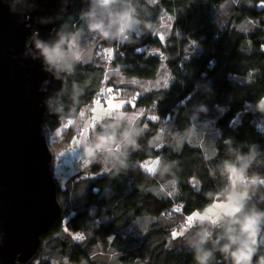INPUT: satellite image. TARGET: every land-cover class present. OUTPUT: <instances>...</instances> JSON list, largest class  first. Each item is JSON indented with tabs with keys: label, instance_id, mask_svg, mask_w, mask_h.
<instances>
[{
	"label": "trees",
	"instance_id": "trees-1",
	"mask_svg": "<svg viewBox=\"0 0 264 264\" xmlns=\"http://www.w3.org/2000/svg\"><path fill=\"white\" fill-rule=\"evenodd\" d=\"M135 2L139 16L151 24L147 32H135L131 43L88 31L81 12L88 11L89 0H72L49 41L59 39L58 32L87 40L74 70L56 74L66 87L44 116L62 213L37 254L22 264H195L189 241L205 223L189 225V219L223 199L222 162L246 155L249 173L264 174V114L248 109L264 97V0ZM107 88L128 100L129 113L140 111L134 120L128 113L119 121L113 114L93 121L95 100ZM128 91L133 99L124 94ZM197 120L216 124L215 153L160 139L166 124L183 130ZM87 122L90 143L113 127L118 138L133 131L132 147L123 148L127 168L117 173L102 159H87L83 171L62 182L59 153L78 144ZM61 127V136L52 139ZM150 159L160 161L154 172L143 167ZM251 202L264 209V199ZM213 226L210 222L208 229ZM260 249L264 254V242ZM215 255V264H224Z\"/></svg>",
	"mask_w": 264,
	"mask_h": 264
},
{
	"label": "water",
	"instance_id": "water-1",
	"mask_svg": "<svg viewBox=\"0 0 264 264\" xmlns=\"http://www.w3.org/2000/svg\"><path fill=\"white\" fill-rule=\"evenodd\" d=\"M72 0H0V264L29 262L62 213L43 133L66 80L47 69L49 43Z\"/></svg>",
	"mask_w": 264,
	"mask_h": 264
},
{
	"label": "clouds",
	"instance_id": "clouds-1",
	"mask_svg": "<svg viewBox=\"0 0 264 264\" xmlns=\"http://www.w3.org/2000/svg\"><path fill=\"white\" fill-rule=\"evenodd\" d=\"M88 31L102 40L119 44L134 41V33L147 32L151 22L142 19L137 12L135 0H89L87 12H81ZM59 39L51 43L35 40L36 48L43 57L47 69L71 73L76 63L82 59L74 33H57ZM49 107H51V102ZM256 110L264 114V97L256 101ZM200 111H205L204 106ZM117 114V120L119 121ZM133 131H125L117 137L116 127L110 132L97 134L94 141L85 146L86 159L103 160L119 173L127 168V152L123 148L132 147ZM122 150L117 152L115 149ZM251 167L246 155H237L235 160H224L219 166L227 179V191L222 202L217 204L216 216L212 218L211 229L197 232L196 239L190 240L195 264H215L219 252L224 264H264L259 238L264 231V209L257 206L254 199H264V174L249 173ZM239 188V190H237ZM223 241V243H221ZM211 244V247L208 245Z\"/></svg>",
	"mask_w": 264,
	"mask_h": 264
},
{
	"label": "rangeland",
	"instance_id": "rangeland-1",
	"mask_svg": "<svg viewBox=\"0 0 264 264\" xmlns=\"http://www.w3.org/2000/svg\"><path fill=\"white\" fill-rule=\"evenodd\" d=\"M260 7L264 8V2L260 4ZM163 24L165 28H168L170 25L166 20H163ZM87 40L80 39L77 41L79 50L81 51V54L84 53L82 48V42H85ZM107 61H111V55L108 54L106 57ZM163 79V78H162ZM161 82V79L158 78L155 82V84H159ZM132 85V82L129 84ZM108 90H105L107 93L111 94V98L108 100V103L105 105L102 104H95L93 108L95 119H100L103 117H106L107 115L113 114L114 116L119 115V117L128 116L129 113L124 106L127 104V99L120 97V93H115V91L111 88H107ZM127 95L129 99H133L134 96H132L133 92L128 91L127 93H124ZM111 102V105L109 104ZM129 102L134 103L133 100H129ZM256 104L249 103L248 109H254ZM140 113L139 110L134 111L133 113H129V118L131 120H134L136 116ZM241 114V113H240ZM240 114L238 116H240ZM214 120V119H213ZM215 122V120H214ZM212 120L208 122H201L197 120V122L190 127H187L183 130L180 129H174L171 123L166 124L163 129L160 130L161 132V140H167L168 142L173 141L172 143L177 144L178 146H182L185 142L201 146L204 150H206L208 153H215L216 152V146H215V136L218 135V128L216 124ZM91 123V122H90ZM90 123L87 122V124L84 125L83 132L80 135L78 144L76 146H73L68 149H64L59 153L60 161L57 163V174L60 177V180L64 182L69 177L73 176L74 174L78 173L79 171H83V165L80 162H83L87 160L84 155V149L85 146L90 143L89 140V134H88V127H90ZM261 123L264 125V116L261 119ZM63 131V127L59 128L55 134L52 136V139L59 138L61 136V133ZM165 138V139H163ZM160 165V161L158 159H150L147 160L145 163H143L144 169L154 172L158 169ZM239 190V188H237ZM222 202V199L216 201L212 206L208 207L203 212H197L195 213L192 218L189 219V225L190 223L199 222V223H205L204 228H208L210 218H213L216 216L217 213V204ZM216 210V211H215ZM202 217V218H201ZM208 220V224L205 220ZM188 224V223H187ZM188 226L183 225L179 232H184ZM260 238L262 241H264V231L261 232ZM259 238V239H260Z\"/></svg>",
	"mask_w": 264,
	"mask_h": 264
},
{
	"label": "built area",
	"instance_id": "built-area-1",
	"mask_svg": "<svg viewBox=\"0 0 264 264\" xmlns=\"http://www.w3.org/2000/svg\"><path fill=\"white\" fill-rule=\"evenodd\" d=\"M111 94L107 93L106 91H104L102 94H100L98 96V98L95 100V104H102V105H105L108 103V100L111 98ZM97 101H99V103H97ZM84 167H87L90 163V160H87V161H83V162H80Z\"/></svg>",
	"mask_w": 264,
	"mask_h": 264
},
{
	"label": "crops",
	"instance_id": "crops-1",
	"mask_svg": "<svg viewBox=\"0 0 264 264\" xmlns=\"http://www.w3.org/2000/svg\"><path fill=\"white\" fill-rule=\"evenodd\" d=\"M96 120L98 121V120H100V119H95V118H94V120H93V121H94V122H96ZM215 211H216V210H215ZM211 219H212V218H210V220H211ZM205 221H206V223H208V222H209L207 219H206ZM211 221H212V220H211ZM211 221H210V222H211ZM210 222H209V223H210ZM259 242H261V243H262V242H264V241H262V240H261V238H260V239H259Z\"/></svg>",
	"mask_w": 264,
	"mask_h": 264
},
{
	"label": "snow or ice",
	"instance_id": "snow-or-ice-1",
	"mask_svg": "<svg viewBox=\"0 0 264 264\" xmlns=\"http://www.w3.org/2000/svg\"><path fill=\"white\" fill-rule=\"evenodd\" d=\"M97 103H99V101H97ZM109 104L111 105V102H109ZM202 218V217H201ZM174 236L176 235V234H173Z\"/></svg>",
	"mask_w": 264,
	"mask_h": 264
}]
</instances>
